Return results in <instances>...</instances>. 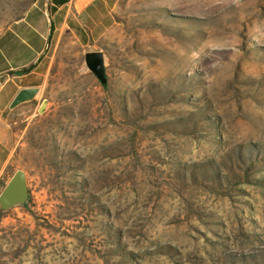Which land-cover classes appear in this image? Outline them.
Returning a JSON list of instances; mask_svg holds the SVG:
<instances>
[{"label":"rangeland","instance_id":"374dc122","mask_svg":"<svg viewBox=\"0 0 264 264\" xmlns=\"http://www.w3.org/2000/svg\"><path fill=\"white\" fill-rule=\"evenodd\" d=\"M51 3L0 0V38ZM113 4L6 110L29 199L0 207V264H264V0Z\"/></svg>","mask_w":264,"mask_h":264},{"label":"crops","instance_id":"0c3cea01","mask_svg":"<svg viewBox=\"0 0 264 264\" xmlns=\"http://www.w3.org/2000/svg\"><path fill=\"white\" fill-rule=\"evenodd\" d=\"M113 3L114 0H52L38 14L29 11L0 38V184L4 188L18 171L12 169L15 145L6 110L19 91L40 87L38 80L44 76L45 53L56 33L71 30L89 43L93 32L88 26L89 19L95 17L96 25L106 30L113 19ZM23 69L30 70L23 74L20 72Z\"/></svg>","mask_w":264,"mask_h":264},{"label":"water","instance_id":"95a60500","mask_svg":"<svg viewBox=\"0 0 264 264\" xmlns=\"http://www.w3.org/2000/svg\"><path fill=\"white\" fill-rule=\"evenodd\" d=\"M85 62L88 69L105 85L108 80L105 55L100 51L88 52L85 55ZM39 93V88H27L19 91L12 101L10 109H15L23 103L33 101ZM46 107L47 102L44 101L39 112L44 113ZM28 199L29 187L27 175L23 170H18L0 194V207L3 211H6L18 205H25Z\"/></svg>","mask_w":264,"mask_h":264},{"label":"trees","instance_id":"16d2710c","mask_svg":"<svg viewBox=\"0 0 264 264\" xmlns=\"http://www.w3.org/2000/svg\"><path fill=\"white\" fill-rule=\"evenodd\" d=\"M52 31H54V28H52ZM30 69H23L20 72L23 74H26L27 72H29Z\"/></svg>","mask_w":264,"mask_h":264}]
</instances>
